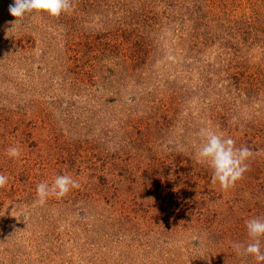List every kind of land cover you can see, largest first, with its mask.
Listing matches in <instances>:
<instances>
[{"label": "rangeland", "instance_id": "374dc122", "mask_svg": "<svg viewBox=\"0 0 264 264\" xmlns=\"http://www.w3.org/2000/svg\"><path fill=\"white\" fill-rule=\"evenodd\" d=\"M13 3L0 264H264L233 247L264 218V0H74L16 24ZM202 127L253 151L228 190L197 162ZM62 174L81 187L39 203Z\"/></svg>", "mask_w": 264, "mask_h": 264}, {"label": "clouds", "instance_id": "9594fccd", "mask_svg": "<svg viewBox=\"0 0 264 264\" xmlns=\"http://www.w3.org/2000/svg\"><path fill=\"white\" fill-rule=\"evenodd\" d=\"M74 10V0H14L9 6L10 14L16 18L15 24L33 13H47L51 17ZM200 146L195 155L198 163H206L212 169V183H219L223 190L234 187L248 171L247 161L253 156V151L247 146L236 147V142L230 136L214 131L211 127H202L198 133ZM9 158L18 159L21 156L19 146H10L6 150ZM8 183V177L0 173V188ZM81 184L71 175L62 174L54 177L51 183L41 182L36 193L39 203H44L50 196L57 199L65 197L71 190L79 189ZM251 242L234 244L235 251L242 256H251L258 262H264L261 238L264 237V218L254 217L245 222Z\"/></svg>", "mask_w": 264, "mask_h": 264}, {"label": "trees", "instance_id": "16d2710c", "mask_svg": "<svg viewBox=\"0 0 264 264\" xmlns=\"http://www.w3.org/2000/svg\"><path fill=\"white\" fill-rule=\"evenodd\" d=\"M136 61V59H134Z\"/></svg>", "mask_w": 264, "mask_h": 264}]
</instances>
